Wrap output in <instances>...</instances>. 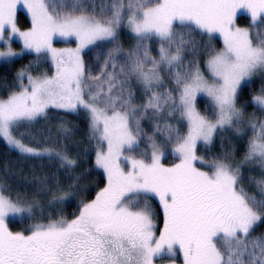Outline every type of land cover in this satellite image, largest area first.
Masks as SVG:
<instances>
[{
    "label": "snow or ice",
    "instance_id": "obj_1",
    "mask_svg": "<svg viewBox=\"0 0 264 264\" xmlns=\"http://www.w3.org/2000/svg\"><path fill=\"white\" fill-rule=\"evenodd\" d=\"M90 7L91 11L84 0H0V59L22 54L12 48L11 42L18 38L24 50L50 57L56 69L50 78L28 75L30 88L0 100V137L21 153L50 154L15 139L12 129L49 107L72 112L84 108L96 139L95 165L106 176L105 187L90 203L82 204L74 219L38 223L27 233L9 230L7 218L30 215L32 207L0 192V264H154L163 258L175 264L178 255L182 264H264V236L251 235L264 222V199L249 197L238 187V167L217 162L209 172L196 164L205 163L197 155V142L210 143L217 129L231 127L241 118L237 91L243 81L264 70V0H111L99 5V13L97 5ZM21 9L30 17L27 30L18 26ZM240 13L247 14L249 28L237 26ZM124 24L138 40L130 53L135 57L131 72L148 94L138 107L133 106L131 92L125 96L122 88L113 94L111 75L107 90L103 83L93 89L88 81L100 77H85L81 56L89 45L115 41ZM194 34L206 35L209 44L218 35L223 49L206 61L209 79L198 65L195 71L170 72L179 94L176 104L172 92L158 91L163 86L159 68L164 64L170 70L179 68L181 52L195 47ZM73 37L77 47H53L54 39ZM152 38L161 42L159 60L150 57L144 43ZM25 75L21 72L19 78ZM198 93L213 102L214 122L197 110ZM254 102L264 108V93ZM168 105L174 107L167 115L179 111L187 121L185 135L176 131L173 137L175 130L165 125L179 158L171 167L161 163L164 152L152 137H148L150 151H139L143 114L151 109L158 115ZM257 158L264 163V123L245 156L249 161ZM62 160L66 165L75 163L67 156ZM153 198L160 213L150 203ZM160 214L162 227L157 224Z\"/></svg>",
    "mask_w": 264,
    "mask_h": 264
},
{
    "label": "trees",
    "instance_id": "obj_2",
    "mask_svg": "<svg viewBox=\"0 0 264 264\" xmlns=\"http://www.w3.org/2000/svg\"><path fill=\"white\" fill-rule=\"evenodd\" d=\"M68 2H71V0H68ZM84 3L89 6V11H91L90 6L92 4L97 5L96 12L99 13V5L102 3L108 4L111 2L110 0H95V2H92V0H84ZM17 19L19 27H23L24 24L29 25L28 20L22 16L21 13H18ZM243 20L244 18H239L237 23L240 24ZM124 28L125 24L117 29V39L114 42L97 45L83 55L85 77L99 76L100 81L89 80L88 83L91 86L95 85L96 83H103L104 89L107 90L108 84L106 81L108 76H113L115 78L113 80V83L115 84V87L113 88V94L119 92L123 88L125 96L128 95V92L132 93L133 106H137L140 105L142 101L147 99L146 93L144 94V91L141 90L142 84L140 82L139 85L133 83L136 79H138L137 75L130 71L131 60L135 58L130 57V53L136 50L138 41L137 39L130 40L133 38L129 36L126 31H124ZM205 38V42L200 47H197L198 52L201 53V56H204L203 54L207 50H209L210 53L211 51H214V49L222 50L220 40L213 38L209 44V40L206 35ZM144 43L147 46L150 57L159 60V49L161 43H157L156 40H148ZM109 53H111V56H109ZM142 53L143 50H141L138 55L142 57ZM46 59L43 58V60H41L38 58H31L30 55H23L19 59L0 64V100L7 99L10 95L17 91V73L21 71H28L35 75L38 71H48L49 66ZM113 64L115 67L112 66ZM95 66H98V69H101V71L96 70ZM147 67H151V64L149 63ZM93 70L97 71V73H95L96 75L93 74ZM169 71L170 69L166 67L165 64L161 65L159 68V75L163 81V86L160 87L158 91H162L166 87L167 79H169L166 73ZM124 82L128 83V86L125 85ZM165 82L166 84L164 85ZM173 88L174 86H170L168 87V90L172 92L174 97V95L177 94L173 92ZM256 89L257 88L254 85L243 86L239 91V95L237 96V107L244 115L243 117L251 115L254 117L253 119L257 121L254 132L258 130V127L261 123H264V112L255 107L251 101L252 96L256 94ZM199 101H202V99H199ZM156 118L167 121L163 112L158 115H153V110L150 109L147 113L143 114V119H145V122L148 126L146 127L147 130H151L153 128V120ZM57 119H63L65 122H67V128L70 131L72 141H81L83 139V141H81L82 143H88L86 138L89 128L88 116L87 114L80 112L74 114L55 110H47L45 114L35 122L28 124L21 123L18 126H15L12 135L15 139L20 140L23 144L32 148L53 147L56 144L54 141L58 142V140L55 139V137H52L51 139L53 141L51 144L50 137L48 136V130H51L52 122L56 121ZM233 126V128H238L237 126H240V124ZM177 131L180 135H184V125L178 124ZM238 131L240 132L238 134L240 136L227 134V132H229L228 130H220L214 138L209 149H198L199 157H202L205 162L224 161L231 165L238 164V162L244 159L247 154V142L250 140L251 136L256 135V133L252 134L251 131L243 127ZM231 132L232 131L229 133ZM88 155H90V158H93L94 156L92 152ZM90 161L86 167H83L82 162H76L74 165L77 168L73 170L69 169L67 173L72 176H76L77 173H81L83 170H85V168H90ZM256 170L257 168H255V170L252 172V174H254L253 176H255ZM80 173L78 175H80ZM65 174V169L63 167L60 168L57 163L55 164L54 159L21 155L18 152L9 149L0 137V187H2V190L5 191V194H9L10 196H16L18 194L21 195L22 199H25L29 203H40L41 212L38 214L41 217H44L45 222H48L49 220H57L60 217L69 219L74 216V212H77L76 209L78 205L76 203V205L73 204L75 200L68 202L61 201L60 206L57 207V210L50 211V201L58 200L54 199V196L67 194V190L69 188L67 189L65 186H71V183L65 184L63 182L67 181ZM261 175L264 176V172L261 173ZM246 179L247 177L238 181V187L242 188L244 186L247 194L248 189L250 188L253 195L259 197V195L255 194L253 191L257 182L251 181V184H249V181H246ZM74 183L75 187L79 185L90 186L94 184V178H89V180H79L78 178L76 181H74ZM71 187L74 188V186ZM37 188L44 191L40 193L37 191ZM258 190L261 192V199H264V183H261V186L258 187ZM51 195H53V199L47 200ZM69 210L71 211L69 212ZM47 213H50V217L47 215ZM251 235L253 237L264 236V222L256 226L253 229Z\"/></svg>",
    "mask_w": 264,
    "mask_h": 264
},
{
    "label": "rangeland",
    "instance_id": "obj_3",
    "mask_svg": "<svg viewBox=\"0 0 264 264\" xmlns=\"http://www.w3.org/2000/svg\"><path fill=\"white\" fill-rule=\"evenodd\" d=\"M92 2H95V0H92ZM111 2V0H110ZM106 4V3H104ZM19 13L22 14V16H24L28 22L29 25L24 24L23 27H20L21 30H27L30 27V17L27 16V14L24 12V10H20ZM244 16L246 18H244ZM239 18H244V20L238 24L237 21V26L241 27V28H249L250 27V20L247 17V14L244 13H240L238 14L237 20ZM18 22V19H17ZM19 26V24H18ZM174 27H176L174 25ZM124 31H126L129 36H131L133 39L130 40H134L137 39V37L127 28L126 24H125V28ZM207 37V36H206ZM208 38V37H207ZM217 40H220L221 42V48L223 49V40L221 37H219L218 35H216L214 37ZM252 39H253V43L254 45L258 43L257 37L255 35V32L253 31L252 33ZM150 40H156L157 43H161L158 39L156 38H152ZM206 38L205 35L200 34V35H195L194 34V43H195V47H186L185 50L183 52H181V58H182V65L179 68H173L171 69L169 72L166 73L167 77L169 79H167V85L164 88V90H162L161 92L164 91H169L168 87L170 86H174L173 88V92H175L177 95H174V97L176 98V104H179V94L178 92L174 91L176 88V84L175 81L173 79V75L176 71H180V72H186L188 70H192L195 71V67L198 65L200 71L203 73L204 77L206 79L210 78V73L208 72L207 68H206V61L209 59V53L210 51L207 50L203 55L201 56V53L198 52L197 47H200L204 42H205ZM138 41V40H137ZM114 42V41H113ZM108 43H112V42H108V41H100L97 42L96 44L93 45H89L88 47H86L82 53V59H83V55L88 52L90 49H92L93 47L97 46V45H102V44H108ZM12 44V48L15 52L17 53H22L21 55L9 58V59H0V64L2 63H6L8 61H12L15 59H19L21 58L23 55H30V57L32 58H38L43 60V58H47L46 60L48 61V66L49 69L48 71H38L35 75L28 72V71H21L26 73L25 77L23 78V80H21L19 78V73H17V91L15 93H19L22 90V87H29L28 85V80H27V76L31 75L33 78H45V77H52L55 75V66L53 64V62L51 61L50 57H46L44 55H42L41 57H38L36 53L34 52H28L26 50H24L23 48V43L22 41H20L18 38L13 39V41L11 42ZM205 45V44H204ZM206 46V45H205ZM53 47L57 48V49H64V48H75L77 47V42L75 40V38H68L67 40H62V39H54L53 40ZM2 50V49H0ZM142 50V49H141ZM220 50L214 49V51H211L210 54H214L215 52H219ZM173 54H175V48L173 47L172 49ZM208 54V55H207ZM32 55V56H31ZM36 61V60H35ZM39 62V61H38ZM166 65V64H165ZM96 70L98 69V66H95ZM96 70H93V74L96 75L95 73H97ZM101 71V69L99 70ZM131 71V68H130ZM170 72L172 74H170ZM138 78V77H137ZM166 81V80H165ZM125 85L128 86V83L124 82ZM123 83V84H124ZM133 83L138 84L139 85V79H136ZM98 83H96L95 85L92 86L93 89H95L96 85ZM166 84V82L164 83V85ZM256 86V91L252 98L251 101L253 103V105L257 108H259L260 110H262L264 112V108H261L259 105H257L254 102V97L257 95H261L262 93H264V70H258L257 72H255L250 78L246 79L245 81H243L241 83L240 88L237 91V96L239 95V91L242 89L243 86ZM122 87V86H121ZM142 91H144V94L146 93L143 85L141 88ZM14 94V93H13ZM145 96V95H144ZM146 96H148V94H146ZM145 98V97H144ZM85 99H87V97H85ZM146 99V98H145ZM199 99H202V101H199ZM6 100V99H5ZM147 101V99L145 101H142V103L140 105L145 104ZM200 102V103H199ZM196 108L197 110L201 113V115L206 116L207 118H209L210 120H212L214 122L215 119V113H216V109L215 106L213 104V102L211 101V99L209 97L206 96V94L204 93H198L197 97H196ZM140 105H137L140 106ZM174 107V105H168L165 107L163 114L165 115V118L167 119V121L164 120H159V119H154L153 120V124H152V129H146L147 123L145 122V119H141L140 120V128L142 129V134L140 137V145H139V151L140 152H148L150 151V144L148 142V137H152L153 140L158 143L161 146V150L164 152V157L161 160V163L165 166V167H171L176 163H179V158L176 154H174L173 149L175 147V142L174 140L169 142L168 140V136H169V132L165 131V125H171L172 128L175 130L174 132L171 133V135H173V137L175 136V132L177 131V125L181 124L184 125V135L187 133V121L185 119L181 118V114L179 111H174L173 114L171 116L167 115L168 110ZM238 108V107H237ZM47 110H55V111H59V112H65V113H83V114H87L88 116V135H86V138L88 140V143H82L81 141H83V139L81 141L79 140H71V136H70V131L67 128V122H65V120H61V119H57L56 121L52 122L51 124V130L49 129L48 131V136L50 137V143L52 144V137H55V139L58 140L54 141L56 144L53 147H36L34 148L36 151L41 152V153H50V154H44V155H40V156H35V155H28V154H24L21 153V151L17 148H15L14 146L10 145L5 139H3L1 137V139L3 140V142L5 143V145L13 150L18 152L21 155L24 156H29V157H39V158H50V159H54L55 160V164L57 163V165L60 168H64L65 169V178H67V181H63L65 184L71 183V186H74V188H72L70 185V187L65 186L68 190L67 194H64V199H58L55 201H50V211H55L57 210V207L60 206L61 201L62 202H68V201H74L73 204H77V212L73 213L74 216L72 218L66 219L68 221H71L72 219H74L76 217V215H79V211L80 208L82 206L83 203H90L92 200L95 199L96 194L105 187L106 185V176L103 173L102 169H98L95 165V157H96V151H97V145H96V139H94L92 137L91 134V129H90V114L89 112L81 107H78L77 110L75 112L72 111H67L65 109H59V108H54V107H49L45 110V112ZM240 111V110H239ZM44 112V114H45ZM178 112V113H177ZM241 112V111H240ZM44 114L37 116L36 119L32 120V121H22L21 123H33L36 120H38L39 118H41ZM176 114V115H175ZM242 114V113H241ZM244 115H241V118L236 121L233 125H237L240 124V126H237L238 128H233L234 126L232 125L231 127L229 126H225L223 128V130H228L229 132L232 131L231 133L227 132V134H233L236 136H240L238 135L240 132L238 131L240 128H245L249 131H251V133H256L255 136H251L250 140L247 142V150L249 147L250 142L256 138L259 134V127L258 130H256L254 132V130L256 129L253 128V125L256 126L257 121L255 119H253V116H247V117H243ZM264 118V117H263ZM264 121V119H263ZM20 123V124H21ZM157 125H159V128L161 129L160 131H157ZM133 127H134V123H133ZM14 129V128H13ZM12 129V132H13ZM222 129H217L216 132L213 133L212 136V140L210 143H204L203 141H198L197 142V146H196V152L198 155V149H209L210 146L213 143L214 138L216 137V135L219 133V131ZM51 134V135H50ZM165 141V142H164ZM166 144V145H165ZM165 146V147H164ZM164 147V148H163ZM246 150V152H247ZM92 152V154L94 155L93 158H90V154ZM137 153H133V155H136ZM63 156H67L69 159L78 162H82L83 167L88 166L89 161L90 163V168H85V170H83L80 175H78L79 173L76 174V176H72L70 174L67 173V171L69 169L73 170L76 169L77 167L73 164V165H66L65 161L62 160ZM199 156V155H198ZM225 163L226 162H222V161H214V162H205L204 164H200L199 161L196 162L197 166L202 170V171H209L211 170V167L214 163ZM231 168L235 169V168H239L240 169V175L238 178V181H240L241 179H244L245 177H247L246 181H249V184H251V181L257 182L255 187H254V193L259 195V197H257L256 195H253L251 189H248V194L245 191L244 186L242 187V189L244 190V192L249 196V197H255L256 199H261V192L258 190V187L261 186V183H264V176L261 175V173L264 172V163L260 162L259 159H254V160H246L245 158L242 159L240 162H238V164H228ZM255 168H257L256 172H255V176H253L254 174H252V172L255 170ZM92 177L94 178V184L90 185V186H84V185H79L75 187V183L74 181H76L78 178L80 179H84V180H89L92 179ZM54 179V177H53ZM84 182V181H83ZM82 183V182H81ZM46 186V185H44ZM36 190V188H35ZM38 192H42L44 190L38 189ZM0 192H3L5 194V191L2 190V187H0ZM6 196L11 197L13 200H19L22 205L24 206H31L32 207V212L30 215H25V216H10L7 218V222H8V226H9V230L13 231V232H25L27 233V231L35 224L38 223H43V224H47L48 222H45L44 217H41L38 213L41 212V204L40 203H29L27 202L25 199L21 198V195H16V196H10L9 194H5ZM53 199V195H51L47 200H52ZM22 200V201H21ZM150 203L153 205V207L156 209L157 212L160 213V209L158 207V200H156L155 198H153ZM75 204V205H76ZM156 205V206H155ZM71 210H69L70 212ZM47 215L50 217V213H47ZM61 218V217H60ZM59 218V219H60ZM160 218V219H159ZM65 219V218H64ZM58 220V219H57ZM162 214L158 215L157 217V224L158 227H162ZM11 223V224H10ZM154 264H172V261L168 258H163V259H157L154 261ZM175 264H182V256H177L175 258Z\"/></svg>",
    "mask_w": 264,
    "mask_h": 264
}]
</instances>
